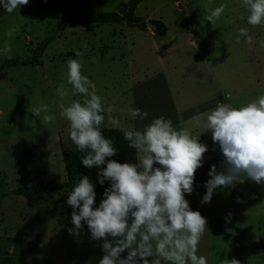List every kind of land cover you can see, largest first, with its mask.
<instances>
[{
  "label": "rangeland",
  "instance_id": "obj_1",
  "mask_svg": "<svg viewBox=\"0 0 264 264\" xmlns=\"http://www.w3.org/2000/svg\"><path fill=\"white\" fill-rule=\"evenodd\" d=\"M125 1L75 0L73 10L117 12ZM221 4L227 8L211 24L206 17ZM63 5L64 0H29L12 13L0 6V264H98L103 256L102 241L90 239L87 227L78 238L69 234L68 228L74 227L71 217L60 224L64 239L51 231L41 249L29 239L32 235L21 232L26 227L54 228L48 219L51 212H40L38 207L56 208L49 196L58 195L63 207L69 208L66 189L39 191L32 198L13 193L14 188L41 178L65 179L61 152L75 145L58 105L81 99L72 96L66 81L70 58L81 61L82 73L95 83L105 108L113 107L111 115L122 127L142 129L152 118L164 116L177 129L186 127L193 136L200 135V142L208 145L195 173L194 191L185 194L192 210L208 222L197 254L208 264H219L225 256L241 264H264V185L245 179L218 187L211 202L201 203L211 166L223 170L219 145H214L211 131H205L206 113L219 103L240 107L264 95V25L247 23L243 0H141L134 14L144 22H163L164 35L125 22H105L91 30L71 24L57 31ZM10 28L19 29L11 38L6 35ZM240 28L248 29L253 44L246 43V37L237 43ZM44 39L37 63L2 65L10 58L30 57ZM5 42L11 53L3 51ZM77 51L83 56L77 57ZM61 83L68 89L63 101L57 95ZM43 104L49 107L46 114L54 116L47 125L41 123L45 113L36 117L31 112ZM129 107L147 111V118L133 119ZM105 115L101 127L112 128ZM229 212L231 222L226 223ZM33 252L38 255L33 257ZM121 255L126 257L127 250Z\"/></svg>",
  "mask_w": 264,
  "mask_h": 264
},
{
  "label": "clouds",
  "instance_id": "obj_2",
  "mask_svg": "<svg viewBox=\"0 0 264 264\" xmlns=\"http://www.w3.org/2000/svg\"><path fill=\"white\" fill-rule=\"evenodd\" d=\"M28 3L29 0H0L7 13ZM243 6L249 13L246 17L249 25H264V0H243ZM226 8V4L215 7L207 15V21L215 24ZM17 31L18 28H10L6 35L11 38ZM240 37H246L249 45L254 43L247 28L239 29L237 43ZM3 51L11 53L8 42ZM76 56L82 57L83 52L77 51ZM81 69L80 60L67 61V84L72 96L81 99L59 103L60 116L68 122L71 142L83 153L82 164L97 167L99 183L109 181L110 186L95 206V186L88 176L80 177L73 185L67 196L74 225L68 228L69 234L78 238L86 225L90 239L102 241L103 256L98 264H208L205 256L197 254L208 230L207 219L192 210L185 198V194L194 191L195 173L203 165L208 145L200 142V135L193 136L186 127L177 129L164 116L152 118L142 129L122 127L120 120L111 115L113 107L105 108L95 83ZM57 95L62 101L68 96L63 83L58 86ZM227 95L230 97L231 93ZM31 112L36 117L45 113L41 120L44 125L54 120L53 115L46 114L49 112L46 104L33 107ZM127 112L133 119L144 120L148 116L140 108L129 107ZM106 113L112 128L120 130L128 146L135 150V163L106 159L117 154L114 141L101 129ZM205 118V131H211L214 145L218 144L222 153L223 170L217 171L215 164L211 166L201 203L211 202L218 187L235 186L245 179L264 185V95L240 107L219 103ZM231 217L229 212L226 223L231 222ZM226 232L235 235L231 228H226ZM125 250L126 257L121 255ZM219 264H241V261L225 256Z\"/></svg>",
  "mask_w": 264,
  "mask_h": 264
},
{
  "label": "trees",
  "instance_id": "obj_3",
  "mask_svg": "<svg viewBox=\"0 0 264 264\" xmlns=\"http://www.w3.org/2000/svg\"><path fill=\"white\" fill-rule=\"evenodd\" d=\"M140 1L141 0H126L122 3L120 9L117 12L90 11L76 14L73 10L75 0H64L61 19L56 25V30H63L67 25L71 24H80L87 30H91L93 27H96L105 22H125L129 26H137L141 29H144L146 26L145 22L140 16L134 14V8ZM149 21L154 25V27L151 29L153 33L157 35H164L166 33L167 27L163 22L157 19H149ZM45 42L46 39L42 40L40 44L33 50V53L30 57L24 59H18L17 57L10 58L5 60L2 65L37 63L39 51L41 50V46L44 45ZM101 129L103 131V134L107 138H110L114 141V147H116L117 149V154L115 156L106 159H115L121 163L136 162L135 150L128 146V143L124 140L123 134L120 130L110 127H101ZM82 155L83 153L79 152L76 146L72 149L63 150L61 152V159L65 172V179L63 181L41 178L33 184L22 185L14 188L13 193L28 197L33 193L46 190L52 191L67 189L69 192L72 189L73 185L78 182L79 178L86 175L95 186V206H98L100 201L104 198L103 193L105 189L110 186V182L105 181V183L101 185L97 179L99 169L97 167H85L81 162ZM105 166L106 165H102L100 167ZM85 227L87 226L85 225ZM262 249L263 248L258 249V251Z\"/></svg>",
  "mask_w": 264,
  "mask_h": 264
},
{
  "label": "crops",
  "instance_id": "obj_4",
  "mask_svg": "<svg viewBox=\"0 0 264 264\" xmlns=\"http://www.w3.org/2000/svg\"><path fill=\"white\" fill-rule=\"evenodd\" d=\"M59 190H61V189H59ZM33 194H35V193H33ZM33 194H31L27 198H32ZM49 199H50V204H57L56 208L54 207V205L53 206L48 205V207L41 205L40 209L38 207V210L40 212H51L52 215H49L48 219L54 228L45 229L43 227H32V228L26 227L25 230H21V232H25L24 233L25 235H32L33 236V237L31 236L29 239L35 243L37 249L43 248V243L44 244L46 243V238H47L45 236H47L48 233L51 234V231H57L60 234V240L64 239V235L62 234L60 224L65 222L67 220V217H71V213L73 211L71 206H69V208H67V209L63 207V205L60 202V198L58 195H57V198L49 196ZM36 235H37V237H34ZM13 239H17L16 235H15V237H13ZM25 240L27 242L28 238H26ZM31 255L33 257H35L38 255V253L33 252Z\"/></svg>",
  "mask_w": 264,
  "mask_h": 264
},
{
  "label": "water",
  "instance_id": "obj_5",
  "mask_svg": "<svg viewBox=\"0 0 264 264\" xmlns=\"http://www.w3.org/2000/svg\"><path fill=\"white\" fill-rule=\"evenodd\" d=\"M146 26L150 27V28H153L154 25L148 20L145 22Z\"/></svg>",
  "mask_w": 264,
  "mask_h": 264
}]
</instances>
